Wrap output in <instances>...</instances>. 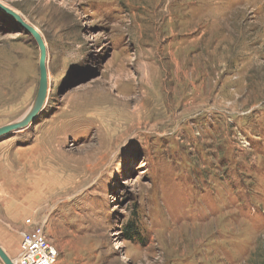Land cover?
Segmentation results:
<instances>
[{
	"label": "rangeland",
	"instance_id": "1",
	"mask_svg": "<svg viewBox=\"0 0 264 264\" xmlns=\"http://www.w3.org/2000/svg\"><path fill=\"white\" fill-rule=\"evenodd\" d=\"M0 2L48 46L0 162L57 264H264V0ZM0 11L2 126L40 49Z\"/></svg>",
	"mask_w": 264,
	"mask_h": 264
},
{
	"label": "crops",
	"instance_id": "2",
	"mask_svg": "<svg viewBox=\"0 0 264 264\" xmlns=\"http://www.w3.org/2000/svg\"><path fill=\"white\" fill-rule=\"evenodd\" d=\"M9 173L0 162V191L3 193L0 201V245L13 260L19 255L20 231L31 227L25 224V220L30 217V208L23 200V193L19 191L23 188L21 182L18 179L15 183Z\"/></svg>",
	"mask_w": 264,
	"mask_h": 264
},
{
	"label": "water",
	"instance_id": "3",
	"mask_svg": "<svg viewBox=\"0 0 264 264\" xmlns=\"http://www.w3.org/2000/svg\"><path fill=\"white\" fill-rule=\"evenodd\" d=\"M0 8L5 11L7 14L12 16L35 40L39 49H40V58H39V82L38 89L34 99V102L31 106L30 111L19 120L0 126V138L21 131L31 124L36 116L42 111L45 106L47 95H48V46L46 44L45 38L42 33L28 23L24 17L18 13L16 10L4 5L0 2ZM0 258L4 264H15L14 261L9 257L6 251L0 245Z\"/></svg>",
	"mask_w": 264,
	"mask_h": 264
},
{
	"label": "built area",
	"instance_id": "4",
	"mask_svg": "<svg viewBox=\"0 0 264 264\" xmlns=\"http://www.w3.org/2000/svg\"><path fill=\"white\" fill-rule=\"evenodd\" d=\"M45 220L35 222L32 217L25 220L31 228L21 230L19 255L15 264H57L58 251L45 232Z\"/></svg>",
	"mask_w": 264,
	"mask_h": 264
},
{
	"label": "trees",
	"instance_id": "5",
	"mask_svg": "<svg viewBox=\"0 0 264 264\" xmlns=\"http://www.w3.org/2000/svg\"><path fill=\"white\" fill-rule=\"evenodd\" d=\"M0 14H3V15H6L5 13H3L2 11H0ZM19 24V23H18ZM20 25V24H19ZM21 26V25H20ZM22 27V26H21ZM23 28V27H22ZM23 30H25L23 28ZM26 31V30H25ZM27 32V31H26ZM28 33V32H27ZM29 34V33H28ZM127 233L129 234L130 238L133 239V238H137L140 237L139 234V225H138V222H136L134 219L130 220L127 225Z\"/></svg>",
	"mask_w": 264,
	"mask_h": 264
},
{
	"label": "bare ground",
	"instance_id": "6",
	"mask_svg": "<svg viewBox=\"0 0 264 264\" xmlns=\"http://www.w3.org/2000/svg\"><path fill=\"white\" fill-rule=\"evenodd\" d=\"M104 97H106V96H104ZM103 99H104V98H103ZM102 101H103V100H102ZM107 102H108L107 100H104L103 102H101L99 99H97L96 101L94 100V101L91 102V103L88 102V103L90 104L88 107H89L91 110H95L98 106H101V105H103V104H106ZM88 103H87V104H88ZM87 104H86V105H87ZM86 105H85V106H86ZM30 109H31V108H30ZM29 111H30V110H29ZM29 111H28V112H29ZM96 111H97V110H96ZM28 112H27V113H28ZM99 112H100V111H99ZM27 113H26V114H27ZM26 114H25V115H26ZM25 115H24V116H25ZM91 115H92V114H91ZM24 116H23V117H24ZM29 125H30V124H29Z\"/></svg>",
	"mask_w": 264,
	"mask_h": 264
}]
</instances>
